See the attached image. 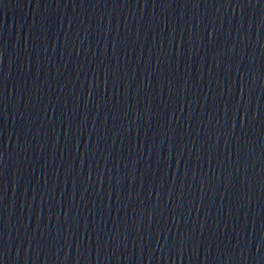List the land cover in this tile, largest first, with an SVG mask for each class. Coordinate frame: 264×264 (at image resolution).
Wrapping results in <instances>:
<instances>
[{"label": "water", "instance_id": "1", "mask_svg": "<svg viewBox=\"0 0 264 264\" xmlns=\"http://www.w3.org/2000/svg\"><path fill=\"white\" fill-rule=\"evenodd\" d=\"M0 264H264V88L0 111Z\"/></svg>", "mask_w": 264, "mask_h": 264}]
</instances>
